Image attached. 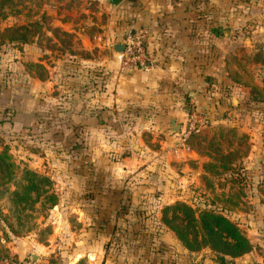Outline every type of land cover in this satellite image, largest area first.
I'll use <instances>...</instances> for the list:
<instances>
[{
  "label": "rangeland",
  "instance_id": "374dc122",
  "mask_svg": "<svg viewBox=\"0 0 264 264\" xmlns=\"http://www.w3.org/2000/svg\"><path fill=\"white\" fill-rule=\"evenodd\" d=\"M144 1L187 16L179 73L151 102H110L103 61L136 70L113 46L146 52ZM2 151L51 197H0V264H219L163 223L175 203L245 234L227 264H264V0H0Z\"/></svg>",
  "mask_w": 264,
  "mask_h": 264
},
{
  "label": "trees",
  "instance_id": "16d2710c",
  "mask_svg": "<svg viewBox=\"0 0 264 264\" xmlns=\"http://www.w3.org/2000/svg\"><path fill=\"white\" fill-rule=\"evenodd\" d=\"M47 186V178L19 170L7 151L0 152V197H6L14 210L22 211L25 199L32 200L34 194L49 200ZM162 221L186 249L207 247L219 264H227L226 258L235 259L251 250L245 234L225 216L214 212L197 214L187 204L175 203L163 209Z\"/></svg>",
  "mask_w": 264,
  "mask_h": 264
},
{
  "label": "crops",
  "instance_id": "0c3cea01",
  "mask_svg": "<svg viewBox=\"0 0 264 264\" xmlns=\"http://www.w3.org/2000/svg\"><path fill=\"white\" fill-rule=\"evenodd\" d=\"M142 3L148 5V8L139 7L131 16L134 17V23L143 28L142 31L147 36L146 52L155 64L149 70L121 71L116 67L118 66L116 58L109 53L103 65L106 69L105 93L108 96L106 100L110 102H151V97L172 86L171 80L179 73L175 60L184 57V51L187 48L186 14L179 8L173 10L168 8L166 11L171 12L166 13H170V16L164 18L162 17L164 10L160 12L157 2L155 4L147 1ZM193 40L196 39L191 38V41ZM194 42L198 44L199 40ZM162 43H169L171 46L169 50L166 51ZM182 76L178 84L180 91L185 85ZM158 100L168 101L167 98L162 97Z\"/></svg>",
  "mask_w": 264,
  "mask_h": 264
},
{
  "label": "built area",
  "instance_id": "2783aa9c",
  "mask_svg": "<svg viewBox=\"0 0 264 264\" xmlns=\"http://www.w3.org/2000/svg\"><path fill=\"white\" fill-rule=\"evenodd\" d=\"M122 45L124 49L119 54L122 69L149 70L154 67L152 57L144 51L139 38L133 40L129 38ZM185 149L189 150L187 147Z\"/></svg>",
  "mask_w": 264,
  "mask_h": 264
},
{
  "label": "water",
  "instance_id": "95a60500",
  "mask_svg": "<svg viewBox=\"0 0 264 264\" xmlns=\"http://www.w3.org/2000/svg\"><path fill=\"white\" fill-rule=\"evenodd\" d=\"M108 4L109 8L116 7L119 5L123 0H105ZM124 47L122 44H116L113 46V50L117 53H121L123 51ZM171 125H174V120L171 121ZM176 130L179 129V126H175Z\"/></svg>",
  "mask_w": 264,
  "mask_h": 264
}]
</instances>
